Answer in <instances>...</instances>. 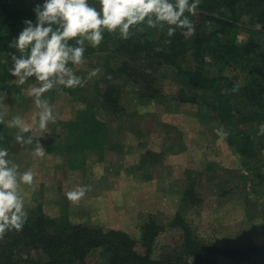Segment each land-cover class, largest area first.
Masks as SVG:
<instances>
[{
    "label": "rangeland",
    "instance_id": "1",
    "mask_svg": "<svg viewBox=\"0 0 264 264\" xmlns=\"http://www.w3.org/2000/svg\"><path fill=\"white\" fill-rule=\"evenodd\" d=\"M252 33L264 43L261 25L245 18L239 39L246 41ZM85 55L86 62L76 66L77 74L86 80L84 86L72 92L58 87L46 94L57 121L49 125L50 134L38 138L46 150L43 157L33 152L35 140L19 144L15 140L17 129L7 126L17 114L31 122L38 112L32 99L20 87L4 94L0 131L13 138L7 147L9 156L21 170L32 169L36 177L35 186L25 188L26 208L41 207L45 216H66L73 223L120 229L137 240L142 224L153 218L163 226L153 250V256L160 257L182 243V229L171 226L170 221L185 207L189 209L192 199L184 192L193 189L199 200L190 207L188 217L196 233L221 248H251L248 261L226 258L218 251L214 261L264 264V185L254 186L255 175L244 168L219 120L213 121L212 114L200 103L182 100V85L165 67L158 73L145 71L157 90L153 97L141 94L143 87L136 82L119 80L126 116L115 119L100 98L106 86L104 54ZM93 68L100 72L88 78ZM79 109L93 112L105 123L108 139L101 144L103 152L95 146L78 163L79 153L73 146L64 150L66 153H59L58 147L53 152L48 150L51 136L62 130L60 121L74 120ZM149 150L162 156H153L147 153ZM260 156L264 157V150ZM259 171L264 176V165ZM77 185L88 186L85 195L79 201L68 200L67 192ZM136 249L145 251L140 242ZM90 257L102 260L103 256L93 251Z\"/></svg>",
    "mask_w": 264,
    "mask_h": 264
},
{
    "label": "trees",
    "instance_id": "2",
    "mask_svg": "<svg viewBox=\"0 0 264 264\" xmlns=\"http://www.w3.org/2000/svg\"><path fill=\"white\" fill-rule=\"evenodd\" d=\"M38 2L0 0L3 94L19 88L3 63L8 59V51H15L8 44L22 30L25 19H35L34 7ZM245 18L264 30V0H200L192 18L196 31L191 36L177 30L169 37L166 29L149 28L133 31L128 39L106 33L104 42L97 48L88 47L85 54H104L106 86L101 89L100 98L102 106L115 119L126 116L119 80L136 82L143 87V91L139 90L141 94L153 97L157 90L145 71L158 73L161 67L169 68L182 85V100L200 103L212 114L213 121L219 120L244 168L255 175L254 186H259L264 185V176L259 171L264 165V157L260 156L264 135L258 134V126L264 123V43L254 33L246 41L239 39ZM228 70L231 72L227 73ZM152 80L155 81L154 75ZM237 82L239 86L233 91ZM60 122L62 130L49 139V152L58 147L59 153H66L64 150L73 146L79 153L78 163L95 146L103 152L101 144L108 139L107 127L93 112L79 109L74 120ZM3 135L0 146L7 148L13 138ZM147 153L162 156L155 151ZM184 195L192 199L189 209L185 207L183 213L170 221L171 226L182 229V243L160 257H154L153 250L163 226L153 218L142 224L141 238L137 240L120 229L73 223L66 216L62 219L45 216L39 207L27 209L28 220L21 231L6 232L0 238V264H217L213 259L216 251L226 258L248 261L251 248H221L196 233L188 216L190 207L199 199L193 189ZM139 242L145 248L144 253L136 249ZM93 251L100 252L102 260H93L90 257Z\"/></svg>",
    "mask_w": 264,
    "mask_h": 264
},
{
    "label": "clouds",
    "instance_id": "3",
    "mask_svg": "<svg viewBox=\"0 0 264 264\" xmlns=\"http://www.w3.org/2000/svg\"><path fill=\"white\" fill-rule=\"evenodd\" d=\"M200 0H40L35 4V19H25L24 27L8 44V59L3 61L7 72L22 93L32 99L38 112L27 122L22 115H14L7 126L17 129L15 140L19 144H32L36 156L45 155L41 137L51 133L57 114L46 95L63 87H83L84 77L77 74L76 66L86 62L88 47L97 48L105 40V34L128 39L135 30L166 29L172 37L180 30L191 36L196 31L193 17ZM99 68H93L88 78L96 76ZM27 85V87H24ZM239 84L233 86L236 91ZM4 94L0 93V106ZM4 121L0 118V124ZM264 135V123L259 126ZM27 134V135H25ZM39 134V135H36ZM5 137L0 132V140ZM35 173L21 166L0 147V238L6 232L21 231L28 220L26 187H34ZM88 186L77 185L67 192L70 201H79Z\"/></svg>",
    "mask_w": 264,
    "mask_h": 264
}]
</instances>
